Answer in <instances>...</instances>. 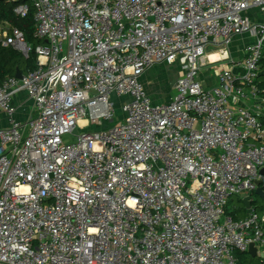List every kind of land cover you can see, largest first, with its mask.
<instances>
[{
  "label": "built area",
  "instance_id": "2783aa9c",
  "mask_svg": "<svg viewBox=\"0 0 264 264\" xmlns=\"http://www.w3.org/2000/svg\"><path fill=\"white\" fill-rule=\"evenodd\" d=\"M11 1L44 43L0 25L4 45L37 54L0 84V264H239L251 244L264 264V214L227 213L264 192V21L246 15L264 0ZM238 35L253 42L236 59ZM157 63L182 71L168 103L139 80ZM113 95L127 96L115 124Z\"/></svg>",
  "mask_w": 264,
  "mask_h": 264
},
{
  "label": "trees",
  "instance_id": "16d2710c",
  "mask_svg": "<svg viewBox=\"0 0 264 264\" xmlns=\"http://www.w3.org/2000/svg\"><path fill=\"white\" fill-rule=\"evenodd\" d=\"M26 2L30 4L28 0ZM16 5L17 2L11 0H0V25L7 22L12 26L20 28L24 32L27 41L33 45L44 43L43 40L35 37L34 10L30 8L28 14L25 17H21L14 12ZM36 67L37 54L34 50L30 52L29 57H25L21 51L10 45H4L0 39V84L8 76H16L18 70L26 74ZM261 68L263 72L260 75V85L264 88V54ZM261 119L264 124V116ZM256 197V200L253 201V207L258 213L264 214V202L258 203V199L262 197L259 194ZM231 202L235 205V209L229 204L227 207L228 214H232L236 219L247 215L249 210L240 197H235ZM237 256L239 264H262L259 256H253L249 252H238Z\"/></svg>",
  "mask_w": 264,
  "mask_h": 264
},
{
  "label": "crops",
  "instance_id": "0c3cea01",
  "mask_svg": "<svg viewBox=\"0 0 264 264\" xmlns=\"http://www.w3.org/2000/svg\"><path fill=\"white\" fill-rule=\"evenodd\" d=\"M264 21V15L263 19ZM245 36V35H242ZM248 36H246L247 38ZM253 40V37H251ZM250 42L240 45L238 47H235L234 45L230 44V54L232 57L238 59L241 58L244 53L243 50L246 47L247 44ZM219 56L215 55L212 56V58L217 59ZM213 59V60H214ZM227 65L225 62H220L218 64L219 68H225ZM238 71V70H235ZM182 71L180 69V66L178 64H167V63H157L149 67L140 77L139 80L144 85L145 90L147 91L148 95L150 97L155 98L156 92L160 93L161 91H155L156 88H164L169 90L168 93L171 96L170 99L172 100L175 89L174 85L177 81V79L180 77ZM214 76H213V75ZM216 70L213 66L210 65V67L203 70L201 74V80L203 81L204 85L207 87L212 86L216 83ZM211 75V76H210ZM152 99V98H151ZM153 100V99H152ZM166 100H168V95L166 97ZM170 100V101H171ZM156 102L155 100H153ZM168 103V102H167ZM15 105L18 107L17 111L14 114V118L19 121H25L28 119L30 115V111L32 108V102L28 99L27 95L25 93H21L17 96L15 100ZM10 125V118L9 116L2 112L0 110V128L8 127Z\"/></svg>",
  "mask_w": 264,
  "mask_h": 264
},
{
  "label": "rangeland",
  "instance_id": "374dc122",
  "mask_svg": "<svg viewBox=\"0 0 264 264\" xmlns=\"http://www.w3.org/2000/svg\"><path fill=\"white\" fill-rule=\"evenodd\" d=\"M246 15L253 21V22H259V21H263L261 19H263V15H264V12H261V10L257 7H254V8H251L247 13ZM246 36H248L246 38ZM248 42H253V40L251 39V37L249 35H245V36H235L233 37L232 41H231V44L234 45L235 47H238V46H242ZM213 75V74H212ZM211 76V75H210ZM214 76V75H213ZM155 91H161L160 93L156 92V96L155 98L151 97L153 100H155L156 102L155 103H167V102H170V93H168L169 90L167 89H164V88H156ZM168 95V100H166V97ZM126 98L127 96H116V95H113L112 98H111V102L113 103V109L115 111V115H114V119H113V123H118L120 121L123 120L124 118V114H123V109H122V106L123 104L125 103L126 101ZM152 100V101H153ZM112 123L108 122V123H105L106 126L110 125ZM99 126H97L96 124L92 125L89 129L91 130H95V129H98ZM65 140H70L72 141L74 139V136L72 135H67L64 137ZM235 198V196H232L231 199H230V205H232V207L234 206L233 202H231L233 199ZM257 197H255V200H256ZM262 199V198H261ZM258 199V203H262L264 201V199Z\"/></svg>",
  "mask_w": 264,
  "mask_h": 264
},
{
  "label": "water",
  "instance_id": "95a60500",
  "mask_svg": "<svg viewBox=\"0 0 264 264\" xmlns=\"http://www.w3.org/2000/svg\"><path fill=\"white\" fill-rule=\"evenodd\" d=\"M25 1H27V0H25ZM16 77L19 78V79H21L23 77V73L20 70H18L17 71V74H16ZM75 133H77V130L75 131ZM261 173L264 174V168L261 169ZM260 183H261V181H258V184H260ZM256 192L262 198L264 197V192L262 191L261 188H259ZM252 199H253L252 195H249V196H246V197L243 198V203L246 205V207L248 209H250L252 207V205H253ZM248 252L251 255L256 256L257 255V247L254 244H251Z\"/></svg>",
  "mask_w": 264,
  "mask_h": 264
}]
</instances>
